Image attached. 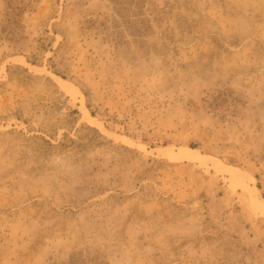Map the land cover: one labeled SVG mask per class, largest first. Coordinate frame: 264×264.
Segmentation results:
<instances>
[{
  "label": "rangeland",
  "instance_id": "374dc122",
  "mask_svg": "<svg viewBox=\"0 0 264 264\" xmlns=\"http://www.w3.org/2000/svg\"><path fill=\"white\" fill-rule=\"evenodd\" d=\"M169 147L264 199V0H0V264H264L247 189Z\"/></svg>",
  "mask_w": 264,
  "mask_h": 264
},
{
  "label": "bare ground",
  "instance_id": "6f19581e",
  "mask_svg": "<svg viewBox=\"0 0 264 264\" xmlns=\"http://www.w3.org/2000/svg\"><path fill=\"white\" fill-rule=\"evenodd\" d=\"M52 77L55 83L57 84V86L60 88V90L63 93L70 96L74 100L78 99L80 93L76 87L72 86L65 80H62L56 76H52ZM82 110L84 112V120L89 125L93 126L97 130H99L103 135H106L111 140H114L117 143L128 146L131 145V143L128 140L110 134L105 129L104 125L96 118H94L92 115H90V113L86 110L84 106H82ZM149 154L156 158L168 160L174 163L197 164L207 170L215 172L220 176L229 178L230 181H232L234 184L243 186L247 189L258 213L264 216V199L262 198L259 190L256 187L255 179L249 174L239 169L230 167L218 159L204 156L197 151H193L186 148H180L178 150H175L174 148L171 147L160 148V149L152 150Z\"/></svg>",
  "mask_w": 264,
  "mask_h": 264
},
{
  "label": "trees",
  "instance_id": "16d2710c",
  "mask_svg": "<svg viewBox=\"0 0 264 264\" xmlns=\"http://www.w3.org/2000/svg\"><path fill=\"white\" fill-rule=\"evenodd\" d=\"M193 149H195V148H193Z\"/></svg>",
  "mask_w": 264,
  "mask_h": 264
}]
</instances>
